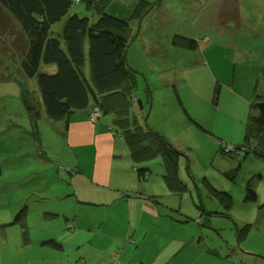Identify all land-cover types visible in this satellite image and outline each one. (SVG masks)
Masks as SVG:
<instances>
[{"label":"rangeland","instance_id":"obj_1","mask_svg":"<svg viewBox=\"0 0 264 264\" xmlns=\"http://www.w3.org/2000/svg\"><path fill=\"white\" fill-rule=\"evenodd\" d=\"M88 1L74 0L71 12L95 20L98 14ZM231 11L236 17H228ZM106 12L129 20L130 28L122 32L129 41L126 60L132 70L124 84L133 83L126 92L128 114L181 153L179 173L186 188L169 191L162 185L158 190V207L168 217L157 226L164 232L160 242L171 235H195L192 245L203 252V264H231L229 257L237 264L263 260L264 161L255 154L256 145L246 148L247 154L235 147L243 143L255 90L264 96V0H113ZM66 19L51 30L60 33ZM175 35L196 41L198 47L193 51L173 46ZM28 45L21 25L0 6V233L6 232L8 243L0 246V264H77L78 257L90 251L86 247L66 256L60 248L38 244L44 233H57L60 241L69 233L64 217L49 221L42 212L66 206L72 181L68 168L75 170V164L47 115L40 116L37 128L31 123L22 91H29L39 109L41 103L37 79L26 78L21 68ZM51 68L44 71L55 73ZM141 164L151 171V179L159 175L164 182L160 155ZM251 178L257 200L246 202L245 186ZM204 179L231 196V208L210 194ZM124 205L115 204L107 216L101 211L105 207L93 205L101 209L96 212L101 219L82 217L81 225L94 229V244L114 249L116 262L111 263L146 264V254L120 253L138 242L127 238L129 225H136ZM24 206L27 244L22 243L21 226L13 224ZM246 224L248 236L239 240L238 230ZM249 253L253 255L247 257ZM192 257L186 249L177 261ZM86 264L107 262L92 257Z\"/></svg>","mask_w":264,"mask_h":264},{"label":"trees","instance_id":"obj_2","mask_svg":"<svg viewBox=\"0 0 264 264\" xmlns=\"http://www.w3.org/2000/svg\"><path fill=\"white\" fill-rule=\"evenodd\" d=\"M112 1H88L91 9L98 14L95 20L71 12L74 0H0V6L16 19L28 38L29 45L21 59V68L26 78L37 79L46 115L60 119L90 105L100 113L114 112L117 132L121 131L124 135L132 159L141 163L160 155L166 163L164 178L168 187L183 190L186 186L179 179L180 151L158 132L143 129L136 116L128 114L126 92L133 87V83L124 84L132 77V70L126 60L129 41L122 32L130 25L126 18L106 12ZM232 11L228 17H236L235 11ZM66 16L62 31L54 33L51 28ZM172 45L193 51L198 47L196 41L179 35L174 36ZM42 64L54 65L55 73L41 71ZM22 93L35 129L42 115L41 110L31 102L28 90ZM263 97L255 90L243 143L235 148L247 154L246 148L256 145L258 150L255 154L264 161V113L255 106L264 101ZM138 174L141 179L147 180L151 171L139 169ZM252 181L253 178L245 186L246 202L257 200ZM204 183L213 197L226 208H231L232 198L228 193L215 189L206 179ZM13 224L21 226L23 244H27L30 240L25 206ZM249 229L250 224H246L238 230L239 240L246 237ZM46 243L60 248L53 240Z\"/></svg>","mask_w":264,"mask_h":264},{"label":"crops","instance_id":"obj_3","mask_svg":"<svg viewBox=\"0 0 264 264\" xmlns=\"http://www.w3.org/2000/svg\"><path fill=\"white\" fill-rule=\"evenodd\" d=\"M53 66L42 64L40 69L43 72H47L44 70L46 68L52 69L51 67ZM36 92H39V89ZM39 99L41 103L40 110L43 111L41 113L46 115L40 93ZM94 110L95 107L90 105L86 109L73 111L60 119L49 117L58 132L62 135V141L74 159L73 163L75 165L73 166L75 170L71 167L72 170L68 168L72 181L69 185L70 193L64 198L67 203L66 206L54 205L53 208H45L44 212H42L43 219L49 221H53L58 217H64L66 223L69 224V233L66 232L65 239L61 241L60 237H56L59 236L57 233H53L52 231L47 233V235L44 233V236L39 239L38 244L43 247L47 244V241L53 240L56 244L60 245V250L65 252L66 256H69V253H73L75 249L80 247H86L90 251L93 248L94 253L91 254L88 251L84 257L79 256L76 260L77 264H86V261L92 257L98 259V261L104 260L107 264H115L111 263L112 259H114L113 256L117 254L114 249L110 246L101 247L94 244L91 239L92 233L93 237L95 235L94 229L85 223L84 227H82L81 222L82 217L90 221L92 216L101 219V213L98 216L96 215V212L101 209H95L93 205L105 207L101 211L103 215L107 216L108 212H112L115 204L126 203L127 205L124 206H127L126 209L129 211V214L135 218L136 225V228L129 225L126 233L129 235L127 238L132 242H138L135 243V246L130 245L134 248L123 250L120 252L121 254L127 252L132 255V253H135L142 257L146 254V256H149V260L147 263L145 262L146 264H203L199 262V259L203 256V252L192 245L195 235L190 239L185 238L184 235L181 238L171 235L166 240L162 239V242H160V239L164 236V232L161 234L157 226L159 221L168 218L161 213L158 207L160 202L158 190L159 188L161 189L162 185L168 187L164 178L167 168L163 158L161 157L165 167V171L163 172L164 182L159 180V175H156L155 179H141L138 170L148 168L142 167L141 163H137L132 159L124 135L121 131H119L120 133L117 132L114 112H101L100 117L96 121H92L91 118ZM179 179L185 185L182 177H180V173ZM168 189L171 191L169 187ZM55 197L60 199L59 196ZM66 198L74 200L70 203ZM175 220L178 221L177 219ZM175 220H171L172 227H174L173 223H176ZM101 230L103 231L102 226L98 228V233ZM139 231L140 236L138 238L137 232ZM5 235L6 232L3 230L0 233L1 247L8 245ZM16 240L18 247H21L20 240ZM186 249L192 252L193 257L188 260L177 261L179 255L184 253ZM204 251L207 252V250ZM210 252L212 256L217 255L215 251ZM239 253L242 252L238 250L237 254L240 255ZM250 255L253 254L249 253L247 257ZM232 259L229 257V260L226 261L231 264H237ZM114 261L116 262L115 259ZM245 261L248 264H264V259L262 260V258L259 261L252 259L254 263H251L252 261L248 259Z\"/></svg>","mask_w":264,"mask_h":264},{"label":"water","instance_id":"obj_4","mask_svg":"<svg viewBox=\"0 0 264 264\" xmlns=\"http://www.w3.org/2000/svg\"><path fill=\"white\" fill-rule=\"evenodd\" d=\"M138 103L140 104V107H142L141 102L139 101ZM255 106L258 108L260 112L264 113V101L256 103Z\"/></svg>","mask_w":264,"mask_h":264},{"label":"built area","instance_id":"obj_5","mask_svg":"<svg viewBox=\"0 0 264 264\" xmlns=\"http://www.w3.org/2000/svg\"><path fill=\"white\" fill-rule=\"evenodd\" d=\"M100 117V112L95 109L94 112L92 113V121H96L98 118ZM230 149H232V147L229 146Z\"/></svg>","mask_w":264,"mask_h":264}]
</instances>
